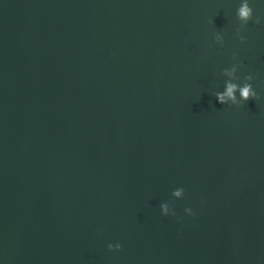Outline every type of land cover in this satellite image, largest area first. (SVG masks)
<instances>
[{"label":"water","instance_id":"obj_1","mask_svg":"<svg viewBox=\"0 0 264 264\" xmlns=\"http://www.w3.org/2000/svg\"><path fill=\"white\" fill-rule=\"evenodd\" d=\"M240 2L0 0L2 264H264V0L244 44Z\"/></svg>","mask_w":264,"mask_h":264},{"label":"clouds","instance_id":"obj_2","mask_svg":"<svg viewBox=\"0 0 264 264\" xmlns=\"http://www.w3.org/2000/svg\"><path fill=\"white\" fill-rule=\"evenodd\" d=\"M235 17L239 23V27L237 28V37L239 38L240 43L244 44L246 42V38L243 33L247 29L249 23L254 22L259 25L262 23V20L254 15L251 0H241L238 8L236 9ZM215 40L216 44L220 48L224 47L225 37L222 33H217L215 35ZM241 67L242 66L236 61V57L233 56V63L230 67L225 68L223 71V75L228 77L224 90L215 94V99L218 104L239 108L249 100L258 101L260 99L259 94L254 88V78L252 75L244 76L242 83L234 82L240 78L238 73L240 72ZM175 195L179 197L181 192L177 191ZM163 213H168L167 206H163ZM187 214L188 216H195L196 213L189 209L187 210ZM107 249L109 252H120L122 250V246L120 243H116L115 245L109 243L107 245ZM0 264H2V261H0Z\"/></svg>","mask_w":264,"mask_h":264}]
</instances>
